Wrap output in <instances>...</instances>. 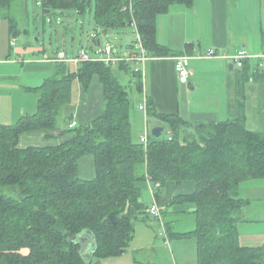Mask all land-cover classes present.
<instances>
[{
    "label": "trees",
    "instance_id": "1",
    "mask_svg": "<svg viewBox=\"0 0 264 264\" xmlns=\"http://www.w3.org/2000/svg\"><path fill=\"white\" fill-rule=\"evenodd\" d=\"M11 2L0 0V10ZM191 3L41 0L43 11H71L74 20L93 9L94 45L102 44L101 35L109 29L132 27L146 54L153 56L169 54L156 40V17L173 4ZM57 61L55 72L39 87L36 111L0 124V264H104L101 258L123 254L134 236L133 224L152 217L141 199L146 179L154 199L170 184L194 182L191 194L170 202L193 204L194 226L171 231L163 210L156 220L169 238H195L196 264H264V245H240L237 230L247 203L238 195L239 185L264 178L263 133L247 128L241 115L189 122L179 114L159 113L147 100V119L163 131L157 137L149 134L144 145L132 138L131 93L140 96L142 81L131 62L86 60L70 69L69 62ZM121 70L130 76L123 83L117 75ZM94 76L103 86L100 114L73 127L70 121L68 138L56 145H18L24 132L53 129L62 107L72 102L76 84L87 88ZM89 154L95 176L84 179L78 175V161ZM156 182L159 187L154 188Z\"/></svg>",
    "mask_w": 264,
    "mask_h": 264
},
{
    "label": "crops",
    "instance_id": "2",
    "mask_svg": "<svg viewBox=\"0 0 264 264\" xmlns=\"http://www.w3.org/2000/svg\"><path fill=\"white\" fill-rule=\"evenodd\" d=\"M66 15L74 20L73 12L60 14L63 17ZM155 24L156 40L167 48L169 54H146L147 60L140 73L142 92L140 96L137 91L131 93L138 99V106L145 97L146 101H152L159 113L179 114L189 122H208L234 118L233 109L237 105L243 108L239 116L246 127L264 134V58L260 57L264 54L263 0H192L189 6L173 4L167 12L156 17ZM25 30L15 34L6 22L0 31V124L3 125L15 123L22 116L36 111L39 87L56 70L58 61L54 55L63 51L60 47L49 51L43 47L34 50L30 42L24 41L19 45V36L28 32ZM239 49L246 53L243 68L236 67L232 58ZM209 50H213L215 55L208 56ZM63 53L69 58L76 55ZM176 55L188 56L187 83L178 80L174 60ZM68 67L72 69L77 65L69 62ZM126 75L129 76L128 73ZM76 91L81 103L82 99L91 98L94 92L96 97L88 100L92 102L103 94V86L94 76L87 88L78 82ZM71 107H62L53 129L22 133L18 145L22 148L51 146L65 141L68 134L64 124L67 123ZM94 109V105H90L89 110ZM138 111H142V116L138 122L139 114L134 111L136 141L143 135L148 138L150 129L159 126L154 123L149 126L146 112L140 108ZM141 187L144 202L143 192L151 193L150 181L146 179ZM194 190V182L186 181L180 185H168L157 199L151 195L153 202L156 201L165 212V218L172 222L178 214L191 217L195 206L191 203L171 204V199L177 195L191 194ZM238 195L247 201L242 209L243 218L237 224L239 243L244 247L263 246L264 178L244 181L239 185ZM151 218L146 217L144 222L156 224V218ZM162 234V247H165L171 238ZM153 246L139 250L151 249L154 253L156 245Z\"/></svg>",
    "mask_w": 264,
    "mask_h": 264
},
{
    "label": "rangeland",
    "instance_id": "3",
    "mask_svg": "<svg viewBox=\"0 0 264 264\" xmlns=\"http://www.w3.org/2000/svg\"><path fill=\"white\" fill-rule=\"evenodd\" d=\"M27 2V5L25 4ZM93 7V5H92ZM60 16L57 12H46L42 9L41 0H12L11 5L0 10V31H2L4 24L7 22L14 29V33L24 31L26 34H19L20 37L19 45L24 42H30L34 50L37 48L54 50L60 47L68 56L72 53L77 54L84 49L90 56L94 57L100 49V46L94 45L88 36L89 32H92L94 26L93 20V9L87 10L82 16H77L76 20H71ZM4 22V23H3ZM25 30V31H26ZM24 33V32H23ZM102 43L109 41L119 53L124 54L126 51H137L138 41L136 31L132 27H124L118 29H109L107 32L101 35ZM25 46V45H24ZM63 51L57 52L55 58L59 56ZM76 51V52H72ZM121 82L128 81L129 76L126 72L117 71ZM74 94L72 102L68 103L67 106H72L69 110L70 113L66 118L67 123L64 124L65 129L69 130L68 123L75 120L77 125L85 124L92 118L102 112L104 106L103 94L93 100L89 99L96 97L93 92L91 98L78 99L76 86L73 89ZM133 102L131 108V131L132 138L136 139V116L139 114L138 122L142 116V111H138V99L134 94L131 95ZM81 103V104H79ZM94 105L93 111L89 110L90 105ZM234 116H238L242 113V107L234 105ZM207 107V106H206ZM247 109H252L247 107ZM144 112V111H143ZM145 113V112H144ZM93 116V117H92ZM92 117V118H91ZM149 126L156 124L152 119L148 120ZM151 130V129H150ZM167 133L164 131L162 137H166ZM79 172L78 175L84 179H92L95 176V167L92 157L84 155L78 162ZM145 206H149L153 202L151 193L143 192ZM152 220L155 218L152 216ZM174 219V218H173ZM172 219V220H173ZM168 220V219H166ZM170 221V220H168ZM173 224V225H172ZM170 230H182L187 231L194 226L192 217L189 215L178 214L175 221H172ZM132 230L134 236L127 248V250L118 256H108L101 258L100 261L104 264H137L136 260L144 261H155L158 264H196L197 253H196V240L193 237L169 239V244L163 246L164 235L162 234L161 226L158 220L155 223L147 224L145 222L137 221L133 224ZM154 243L155 250L152 253L151 249H145V247L152 248ZM153 246V247H154ZM26 252V251H22ZM150 259V260H149Z\"/></svg>",
    "mask_w": 264,
    "mask_h": 264
},
{
    "label": "built area",
    "instance_id": "4",
    "mask_svg": "<svg viewBox=\"0 0 264 264\" xmlns=\"http://www.w3.org/2000/svg\"><path fill=\"white\" fill-rule=\"evenodd\" d=\"M134 25V24H133ZM137 41H138V50L137 51H126L124 54L119 53L118 50L114 48V46L109 42L106 41L100 45V49L97 52V55L92 57L90 56L85 50H82L80 53H77L75 56L69 58L64 53H60L56 60L65 61V62H72L74 64H78L79 62H83L86 60H99L103 61L106 64H115L120 61L131 62L133 65L134 71L141 73L143 70V63L147 60L146 52L142 46V43L139 39L138 34ZM208 56L215 55L213 50H209L207 52ZM264 58V54L260 56ZM233 62L236 67L241 68L244 64V60L246 59V53L243 49H239L236 53L232 56ZM176 71L178 75V80L180 83H187L188 76H189V68H188V56L186 55H176L174 56ZM139 108L146 112L147 110V101L146 98L142 100L139 104ZM76 124L74 120L69 123V127H73ZM140 140L143 142L144 145L147 144V136L143 135L140 137ZM159 187V183L156 182L154 188ZM151 193L154 195V189L151 185ZM148 213L155 218L161 220V213L162 209L154 201L147 209ZM164 233V230H163Z\"/></svg>",
    "mask_w": 264,
    "mask_h": 264
},
{
    "label": "water",
    "instance_id": "5",
    "mask_svg": "<svg viewBox=\"0 0 264 264\" xmlns=\"http://www.w3.org/2000/svg\"><path fill=\"white\" fill-rule=\"evenodd\" d=\"M97 41L100 42V39L98 38ZM162 131H163V126H154L151 129V134L157 137L161 134Z\"/></svg>",
    "mask_w": 264,
    "mask_h": 264
}]
</instances>
